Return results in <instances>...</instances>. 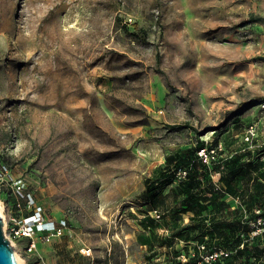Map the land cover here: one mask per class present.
<instances>
[{
  "label": "rangeland",
  "instance_id": "374dc122",
  "mask_svg": "<svg viewBox=\"0 0 264 264\" xmlns=\"http://www.w3.org/2000/svg\"><path fill=\"white\" fill-rule=\"evenodd\" d=\"M263 97L264 0H0V207L18 264H264V231L247 228L264 146L243 140ZM37 205L66 227L30 251L11 230Z\"/></svg>",
  "mask_w": 264,
  "mask_h": 264
},
{
  "label": "built area",
  "instance_id": "2783aa9c",
  "mask_svg": "<svg viewBox=\"0 0 264 264\" xmlns=\"http://www.w3.org/2000/svg\"><path fill=\"white\" fill-rule=\"evenodd\" d=\"M257 114L256 116L248 121L243 129V140L249 144L253 143L254 145L264 146V97L259 99L257 102ZM218 147H203L198 151V156L202 158L204 161H210L215 158V154H213ZM5 169L6 165H2ZM3 171L0 168V176ZM16 187H23L25 184H19V182H14ZM1 190V184H0ZM29 198L28 202L30 204H34L35 201L32 195L29 193L27 195ZM20 205V204H19ZM251 224L254 233L259 234L264 231V215H259L257 218L251 220ZM66 227V220H62L60 224L54 225L49 219L44 215V210L42 206H36L35 211L32 215L27 218H24L20 222L17 223L11 230V233L15 237L28 238V250L33 251L37 244L40 241H50L54 236H60L64 233V228ZM229 251L222 250L221 254H228ZM38 264H48L46 262H40Z\"/></svg>",
  "mask_w": 264,
  "mask_h": 264
},
{
  "label": "trees",
  "instance_id": "16d2710c",
  "mask_svg": "<svg viewBox=\"0 0 264 264\" xmlns=\"http://www.w3.org/2000/svg\"><path fill=\"white\" fill-rule=\"evenodd\" d=\"M201 147H204V146H201ZM243 156H245V154L243 155V154H239V156H236V157H234L233 158V160H230V162L234 165V169H237V170H241L243 167L244 168H246V161H243L242 160V158H243ZM240 157V158H239ZM248 159H250V158H248ZM249 161H251V160H249ZM173 163H176V162H174L173 160H171V158H170V156H168L167 157V167H170ZM255 163V162H254ZM248 165H250V167L252 166V165H254L252 162H249V163H247ZM177 165H180L179 164V162H177ZM247 169V168H246ZM237 170H233L234 172L235 171H237ZM246 172H248V174L250 173L249 172V170L247 171L246 170ZM249 176H250V174H249ZM249 178H251V177H249ZM188 186H190V188H192V189H194L195 187H198V185H199V182H197V175H195V176H193V177H191V174H190V176H188ZM254 179V178H253ZM230 180H232V181H236L237 179L236 178H230ZM232 183H234V182H232ZM258 184V183H257ZM153 185V186H152ZM149 188H151V189H155L156 187L154 186V183H152L150 186H149ZM188 197H189V195H188ZM207 199H212V198H207ZM214 199H217V198H214ZM194 208L191 206V205H189L188 206V208H187V210H193ZM259 215H264V213H260V214H253L252 213V216H251V220H253V219H255V218H257ZM211 221H212V224L215 226L216 224L213 222V218H211ZM223 222H222V224H221V226H223V227H226V228H229L230 226H232V223H231V221L229 220V219H227V218H224L223 220H222ZM248 226H247V228H249L250 230H252V226L250 225V223H249V220H248ZM238 225H240V226H245L244 225V223L242 222V221H239V224ZM244 229V228H243ZM244 233V232H243ZM243 242H242V238H241V236H238V238L236 239V241H235V243H233V245H231L232 243H230V244H228V245H223L224 247H221L222 248V250H227V251H229V250H232L231 248L232 247H235V251H239L240 252V244H242ZM259 248H260V250H259ZM253 250V251H252ZM264 250V246L263 245H258V246H255V247H253L250 251L251 252H253L254 254V257L256 258V257H258V256H260V253L262 252V251ZM233 251V250H232ZM260 251V252H259ZM234 252V251H233ZM232 252V253H233ZM259 252V253H258ZM258 253V254H257ZM228 255H229V253H228ZM231 255V254H230ZM197 262H200V258H199V252L198 251H196V252H194V254L193 255H191V257H190V260L189 261H187V262H184V263H181V262H177V264H197ZM221 263V262H220ZM219 262H212V263H210V264H220ZM168 264H171V263H168ZM206 264V263H205ZM222 264V263H221Z\"/></svg>",
  "mask_w": 264,
  "mask_h": 264
},
{
  "label": "water",
  "instance_id": "95a60500",
  "mask_svg": "<svg viewBox=\"0 0 264 264\" xmlns=\"http://www.w3.org/2000/svg\"><path fill=\"white\" fill-rule=\"evenodd\" d=\"M3 223L0 211V264H18L16 251L3 231Z\"/></svg>",
  "mask_w": 264,
  "mask_h": 264
},
{
  "label": "bare ground",
  "instance_id": "6f19581e",
  "mask_svg": "<svg viewBox=\"0 0 264 264\" xmlns=\"http://www.w3.org/2000/svg\"><path fill=\"white\" fill-rule=\"evenodd\" d=\"M0 211H1V213H2V216H4V214H3V211H2V209H1V207H0ZM16 254H17V253H16ZM17 259H18V260L20 259L18 254H17ZM19 264H20V261H19Z\"/></svg>",
  "mask_w": 264,
  "mask_h": 264
},
{
  "label": "crops",
  "instance_id": "0c3cea01",
  "mask_svg": "<svg viewBox=\"0 0 264 264\" xmlns=\"http://www.w3.org/2000/svg\"><path fill=\"white\" fill-rule=\"evenodd\" d=\"M2 194H5L4 191L2 192ZM4 196V195H3Z\"/></svg>",
  "mask_w": 264,
  "mask_h": 264
}]
</instances>
